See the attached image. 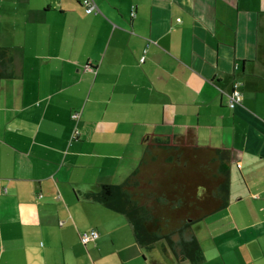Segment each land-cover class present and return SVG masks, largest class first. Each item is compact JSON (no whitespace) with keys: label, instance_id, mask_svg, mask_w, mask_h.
Returning <instances> with one entry per match:
<instances>
[{"label":"crops","instance_id":"crops-1","mask_svg":"<svg viewBox=\"0 0 264 264\" xmlns=\"http://www.w3.org/2000/svg\"><path fill=\"white\" fill-rule=\"evenodd\" d=\"M94 1L0 0V264H180L95 198L152 135L232 150L197 264H264V0Z\"/></svg>","mask_w":264,"mask_h":264},{"label":"trees","instance_id":"trees-1","mask_svg":"<svg viewBox=\"0 0 264 264\" xmlns=\"http://www.w3.org/2000/svg\"><path fill=\"white\" fill-rule=\"evenodd\" d=\"M11 52L0 45V86L15 75ZM142 151L135 170L120 183L103 184L95 198L129 219L142 247L160 243L165 256L197 264L204 253L195 224L229 204L232 150L152 135Z\"/></svg>","mask_w":264,"mask_h":264},{"label":"built area","instance_id":"built-area-1","mask_svg":"<svg viewBox=\"0 0 264 264\" xmlns=\"http://www.w3.org/2000/svg\"><path fill=\"white\" fill-rule=\"evenodd\" d=\"M83 3L86 6L87 12H96V13L98 12V7L95 4L94 0H83ZM141 60H144L143 57H141ZM239 86H240V83L235 82L234 87H233V91L231 93H227V95L229 97V100H227V101L231 107H235L242 100V93H241V90L239 89ZM77 116H78V114H76V113L73 114V117H77ZM77 133H78V130H76L75 134H73L74 137L77 136L76 135ZM98 236H99V232L95 228V229H90V230L83 232L81 235V239H82V242L88 243L91 240L96 239Z\"/></svg>","mask_w":264,"mask_h":264},{"label":"rangeland","instance_id":"rangeland-1","mask_svg":"<svg viewBox=\"0 0 264 264\" xmlns=\"http://www.w3.org/2000/svg\"><path fill=\"white\" fill-rule=\"evenodd\" d=\"M158 246H159V244H158ZM158 248L160 249V247H158ZM159 249H155L154 252L158 254ZM144 252H145L144 255L147 256V260H146V262H147V263H150V262H151L150 251H144ZM160 256H161V255H160ZM168 262H169V264H173V263L171 262V260H169Z\"/></svg>","mask_w":264,"mask_h":264}]
</instances>
